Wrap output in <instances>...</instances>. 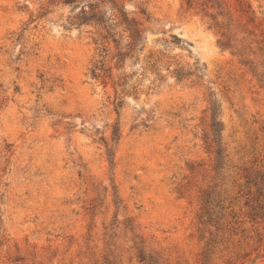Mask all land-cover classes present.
<instances>
[{"label":"rangeland","instance_id":"obj_1","mask_svg":"<svg viewBox=\"0 0 264 264\" xmlns=\"http://www.w3.org/2000/svg\"><path fill=\"white\" fill-rule=\"evenodd\" d=\"M65 2L0 0V264H264V0Z\"/></svg>","mask_w":264,"mask_h":264},{"label":"trees","instance_id":"obj_2","mask_svg":"<svg viewBox=\"0 0 264 264\" xmlns=\"http://www.w3.org/2000/svg\"><path fill=\"white\" fill-rule=\"evenodd\" d=\"M65 3H66V4H70V3H73V2H71V0H66ZM136 40H137V39H136ZM136 40H134V41H136ZM213 128H214V133H218V131H217V125H214Z\"/></svg>","mask_w":264,"mask_h":264}]
</instances>
